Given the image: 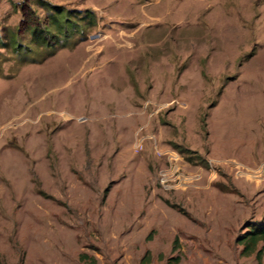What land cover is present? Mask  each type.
<instances>
[{"label":"rangeland","instance_id":"obj_1","mask_svg":"<svg viewBox=\"0 0 264 264\" xmlns=\"http://www.w3.org/2000/svg\"><path fill=\"white\" fill-rule=\"evenodd\" d=\"M263 224L264 0H0V264H264Z\"/></svg>","mask_w":264,"mask_h":264},{"label":"trees","instance_id":"obj_2","mask_svg":"<svg viewBox=\"0 0 264 264\" xmlns=\"http://www.w3.org/2000/svg\"><path fill=\"white\" fill-rule=\"evenodd\" d=\"M43 3L42 1H39ZM55 10H58V6H54ZM59 12V11H57ZM37 28H34V32ZM38 32V30H37ZM236 243H240L243 241L242 248L240 250L241 254H249L254 252L255 257H257L260 253H264V224L259 225L255 228H251L245 232L243 236H238L235 238ZM259 244V247L256 248V245Z\"/></svg>","mask_w":264,"mask_h":264},{"label":"built area","instance_id":"obj_3","mask_svg":"<svg viewBox=\"0 0 264 264\" xmlns=\"http://www.w3.org/2000/svg\"><path fill=\"white\" fill-rule=\"evenodd\" d=\"M164 176V174H162Z\"/></svg>","mask_w":264,"mask_h":264},{"label":"crops","instance_id":"obj_4","mask_svg":"<svg viewBox=\"0 0 264 264\" xmlns=\"http://www.w3.org/2000/svg\"><path fill=\"white\" fill-rule=\"evenodd\" d=\"M185 235V234H184ZM190 235V234H189Z\"/></svg>","mask_w":264,"mask_h":264}]
</instances>
